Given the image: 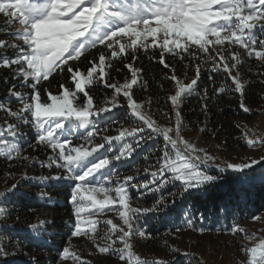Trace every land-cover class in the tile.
<instances>
[{"label": "snow or ice", "instance_id": "snow-or-ice-1", "mask_svg": "<svg viewBox=\"0 0 264 264\" xmlns=\"http://www.w3.org/2000/svg\"><path fill=\"white\" fill-rule=\"evenodd\" d=\"M0 14L6 18L3 27L13 29L6 33L11 40L0 39V49L13 51L11 56L7 51L0 53V67L9 69L16 81L9 88L8 96L22 105L13 110L0 102V111L9 118L0 126V158L20 161L15 167L28 163L60 170L53 175L31 177L24 172L21 180H32L37 184L67 181L68 202L73 213L70 236L87 237L100 255L118 257L124 264H176L175 260H142L134 254L130 242L135 237L152 238V234L141 226L142 216L149 213L171 216L177 194L166 199L162 193L167 186L178 182L181 188L178 195L182 196L191 190L214 185L219 176L208 173L207 169L211 167H215L218 174L231 170L246 182L247 170H254L255 165L264 163L262 155L250 163L225 160L217 164L215 156L189 143L181 134L185 127L182 106L188 97L195 95L200 101V112L205 117L201 132H206L210 102L225 95H245L250 82L239 71L245 63L244 56L234 49L238 47L248 58L254 56L264 62V39L257 37V30L264 33V0H0ZM98 45L103 46V50L98 56L87 59L86 53ZM156 49L159 51L153 57L154 62L168 69L171 75L166 74L165 79L174 82V91L166 96L171 108L164 113L170 123L174 119V126L164 129L143 111L145 102L138 103L134 92L135 87H148L142 69L134 67L138 60L136 53L144 51L147 54ZM129 56L131 62L123 63V69H127L131 78H125L123 83L110 82L114 62L124 61ZM167 56L180 63L189 61L184 67L195 73L189 83L184 82L188 79L187 71L182 80L177 75L178 68L167 62ZM82 57L88 65L84 69L78 66ZM115 70L117 73L122 71L120 68ZM202 71L209 72L210 87L200 88L198 82ZM57 72L67 73L68 80L60 83L56 94L45 89L48 102H42L39 85ZM216 76L221 77L219 83ZM96 85L111 89L110 96L95 101L90 93ZM159 86L163 88V84ZM81 99L82 105L78 103ZM153 102L152 98L146 101L149 107ZM239 107L245 113L250 112L243 100ZM119 108L126 110L123 122L112 117L113 110ZM118 123L121 126L115 129L116 135H100ZM24 126L35 132L30 146L35 144L51 149L52 155L46 160L21 156L23 133L20 130ZM146 130L149 132L146 138L139 135ZM158 137H162L164 145L144 153L147 167L134 166L136 175L122 177L115 171L117 163L133 160L142 143ZM74 138L84 143L74 146ZM242 139L249 148L264 146V140L248 139L246 134ZM102 149L111 155L101 152ZM152 168L155 170L150 171ZM141 171L143 179L134 182ZM11 178L15 179L14 175ZM19 186V182L13 183L10 188L0 191V218L10 217L14 208L9 205L16 203L14 197L27 195L19 192ZM132 190L136 192L135 198L131 195ZM157 193L161 195L154 199L152 207H132L133 200ZM37 198L51 200L44 192ZM106 212L117 213L123 226L111 219H97ZM204 218L201 213L200 219ZM252 219L260 217L253 216ZM17 222H21L19 218ZM183 223L199 234L211 231L197 227L187 210ZM51 224V221L40 219L24 231L38 245H46L45 237L49 235ZM101 224L103 230L98 228ZM185 227H177L176 231H184ZM13 228L15 225L0 224V234ZM228 231L254 238V234L245 232L235 223ZM6 246L0 245V264H9L7 257L15 255L6 252ZM165 247L177 256L187 258L188 264L194 259L190 253L180 252L167 244ZM240 249L249 257L247 264H264V239L257 247L241 245ZM24 255L28 256V253ZM68 260L73 264H91L70 252L69 246H64L58 251L57 264ZM26 264H40V261L29 256Z\"/></svg>", "mask_w": 264, "mask_h": 264}, {"label": "trees", "instance_id": "trees-1", "mask_svg": "<svg viewBox=\"0 0 264 264\" xmlns=\"http://www.w3.org/2000/svg\"><path fill=\"white\" fill-rule=\"evenodd\" d=\"M5 23V16L0 14V39L11 40L12 37L6 35V33L13 29H5L3 27ZM260 39H264V35ZM101 50H103V46L100 45L95 49H90L86 53L87 59L98 56ZM234 50L239 51L244 56L245 63H243L239 71L243 78L250 83L243 97H240L238 94L225 95L210 102L209 118L207 120L208 131L203 132L205 139L215 141L226 152L246 148L242 139V133L235 124L239 119L250 118L248 113L243 112L239 107L241 100L252 111L262 107L264 103V75H259V73H264V62L259 61L254 56L248 58L244 55L243 50L238 47ZM4 51H7L9 56L13 55L11 49H0V53ZM158 51L159 49L149 51L147 54L144 51H138L136 53L138 60L135 62L134 67L142 69V77L144 80H147L148 87L147 89L135 87L134 92L135 96L140 99L147 101L149 98H152L154 102L149 107V110L154 116L157 114L158 116L168 117L164 113L169 112L171 106L169 102H166V96L174 91V82L165 79L166 74L171 75L169 70L154 62L153 57L157 55ZM166 60L170 65L178 68L177 75L182 80H184V73L187 71L188 79L184 80L185 83H189L194 77V70L185 69L184 67V64L189 62L187 59L183 63H180L176 58L167 56ZM129 62H131V56L124 61L114 62L115 66L110 71L112 79L121 82L125 78L130 77L127 69H123V63ZM78 66L82 69L88 66L85 57L81 58ZM115 68H120L122 71L117 73ZM208 76V71L201 72V77L198 82L200 88L210 87ZM215 79L219 83L221 77L216 76ZM67 80V73L62 75L57 72L47 81L41 82L39 92L43 101L47 102L45 89L56 94L59 91L60 83L67 82ZM15 82L10 70L0 67V102H3L6 106H11L13 110L16 108V102L14 98L8 96V91L12 83ZM160 84H163V88L159 86ZM25 91L30 90L26 89ZM90 94L94 97L95 101L99 102L105 96H110L111 90L96 85L92 86ZM182 117L185 124L184 130L182 131L183 134L193 133L204 127L205 117L200 112V101L195 95L185 100L182 106ZM8 119L0 111V123ZM108 121L111 123V120ZM163 145L164 143L162 141H156L151 149H155L156 146L161 148ZM46 154H48V150L42 151L38 146L29 150L31 157L45 159ZM143 155L136 156L132 163H123L116 167L115 171L121 177L124 175H136L134 166H139L141 169L147 167V164L143 160ZM17 163H20V161L15 159L7 161L0 158V191H4L8 186L15 183L18 180V176L24 171L25 165L15 167ZM154 170V168L150 169V171ZM257 174L255 173V177L252 178L253 180L251 182H247L248 179L246 182H242L236 176L222 174L214 185H208L197 192L189 191L182 196L178 195L181 192L178 182L168 185L162 195L170 200L173 194H177L174 211L170 217H164L163 213L159 215L149 213L146 216H142L140 221L141 226L148 233L152 234V238H133L131 240L133 251L141 255H151L156 260L173 261L178 256L176 253L172 255V252L165 247V244L173 247L181 242L186 243L188 239L206 241V239H212L213 236L228 234L230 232L228 229L234 223L240 225L252 220L253 216H259L264 212V171L258 174L261 175L260 177H257ZM13 175L15 179L11 178ZM214 175L218 174L214 173ZM143 176L144 174L141 171L137 180L134 182H139L143 179ZM47 188V186L20 184L19 192H24L27 195L14 197L16 203L9 205L10 208H14V211L10 217L5 215L3 218H0V224L15 225V228L8 229L0 234V245H7L5 248L6 252L15 253V255H9L7 257L9 264H26L29 256L36 257L40 261V264H57L58 251L66 246L69 238L68 231L72 223L73 214L72 207L68 202V192L62 188L58 189L55 187L48 188V190ZM42 192L48 193L51 196V200H38L37 197ZM131 195L135 198V190H132ZM160 195V193H157L155 196L147 195L139 201L133 200L132 207L150 208L154 203V199ZM218 209L219 212L217 211ZM185 210L190 213L197 227L203 226L206 229H211V231H205L203 234H199L193 231L192 228L185 227L183 223ZM201 213L205 217L203 220L200 219ZM17 218L21 221L20 223L17 222ZM40 219L52 222L48 228L49 236L45 237L48 241L46 245H38L25 231H20L23 228L27 229L30 224L38 223ZM177 227H185V230L177 232ZM217 229L220 230L217 231ZM24 253H28V256H25ZM176 264H185V260L180 262L178 260Z\"/></svg>", "mask_w": 264, "mask_h": 264}, {"label": "rangeland", "instance_id": "rangeland-1", "mask_svg": "<svg viewBox=\"0 0 264 264\" xmlns=\"http://www.w3.org/2000/svg\"><path fill=\"white\" fill-rule=\"evenodd\" d=\"M262 35H264V33H260L259 30H257L258 39H260ZM127 78L130 79L131 76ZM110 82L123 83L124 80L118 82L112 79ZM135 99L137 100L138 103L145 102L143 111L147 115H149L161 129L174 126V119L172 123H170L169 117L158 116L157 114L154 116L152 113H150L149 105L146 103L145 99H140L136 96ZM41 101L45 102L43 101L42 98ZM78 103L82 105L83 99L78 101ZM21 106L22 105L15 103L16 108L14 110L19 109ZM125 114H126V110L124 108L114 109L112 113V117L114 118V116H116V119H119L121 122H123V118ZM248 115L250 117L249 119H239L235 122L236 126L240 129L242 136L246 134L248 139L264 140V103L262 107L254 109L253 111L250 110ZM8 121L9 119L7 121L1 122L0 126L5 125L6 122ZM107 122L109 123V121ZM120 126L121 125L119 123L114 124L111 126L109 131L101 132L100 135H116L117 132L115 131V129L119 128ZM124 127H129V125L124 124ZM20 131L23 133V136L20 141L22 148L21 156L27 155L31 157L29 155V150L37 147V145L35 144H32V146H30L31 142L34 141L35 132L33 131L32 128L28 126L22 127ZM181 134L183 138L187 140L189 143L195 145L197 148L204 149L207 152V154L215 156L217 158L216 159L217 164H220L222 161L225 160L232 163H250L252 159H260L261 156L264 155V146L253 147V148H249L246 146V148H240V149H236L235 151L226 152L215 141L205 139L203 137V132H201V128L193 133H185V134L181 133ZM139 135L146 138L149 135V132L148 130H146L143 133H139ZM97 139H99V137H97ZM129 140H131V138H129ZM156 141L157 142L162 141L164 143L162 137L147 140L145 143H142V146L139 149L136 150V152L134 153L133 160L129 163H132L135 160L136 156L138 157L140 155H143L146 151H149V149H151L152 145H154ZM72 143L75 146L84 143V141L80 140L79 138H74ZM85 146L91 147V145H85ZM38 147L42 151L48 150V154H46V158L52 155L51 149L47 148L46 146H38ZM155 149H159L158 146H156ZM101 152H105V150L102 149ZM105 154L111 155L110 152H105ZM200 154L203 155V153ZM96 155H99V153H97ZM37 158H39L40 160H46V158L45 159H41L40 157ZM124 163H128V162H124ZM122 164L123 163H117L116 167ZM24 165H25V169L22 173L27 172V175L30 177L37 175H53L56 172L60 171L55 167L49 170L47 168H41L38 166L29 165L28 163H24ZM207 171L209 174L212 175H214V173L218 174V170L215 167L208 168ZM263 171H264V163L255 165L254 170L253 169L247 170L246 173L248 179L247 182H251V180H253L252 178L255 177V173L260 174L263 173ZM21 174L18 176V180L15 181V183L19 182V185L29 184L34 186H44V187L47 186L48 188H55V187L58 189L62 188L64 191H67L69 195L70 189H69V183L67 181H49L47 184H37L32 180H26V181L21 180ZM222 174H229L232 176H236V178H240L239 174L233 173L231 170L226 171L225 173ZM222 174H218V176ZM258 174L257 177H260L261 175ZM10 187L11 185L8 186L7 188ZM191 191L197 192L200 191V189L191 190ZM259 217L260 219L257 220L252 219L246 223L238 225L239 228H242L245 232L254 234V238L252 239L245 238L243 237L242 234L233 235L231 232H229L228 234L227 233L221 234L222 236H213L212 239H206V241L203 240L196 241V240L188 239L186 243L181 242L178 243V245H174L173 247L179 249L180 252H186L192 254L194 259L191 260V264H247L249 257L247 254L241 252L240 246L244 245L247 248L257 247L260 240L264 239V212L260 214ZM97 219L99 220L111 219L113 223L117 224L118 226H123L122 221L120 220L118 214L115 212H106L105 215L98 216ZM98 228L100 230H103L104 226L101 224L98 226ZM25 229L26 228H23L20 231H24ZM70 230H71V225L68 231L69 238L66 244V246H69L70 252H75L82 259L91 261V264H124V262L120 261L118 257L110 256L107 254L100 255L99 253H97L93 242L89 240L87 237H83V236L71 237ZM98 242L103 243L102 241H98ZM130 242L132 243V241ZM132 251H133V247H132ZM134 254L139 256L142 260H148V261L156 260L151 255H141L135 252ZM173 254L175 253L172 252V255ZM178 260L179 262L185 260V264H188V259L183 256H178L175 258V261ZM59 264H73V261L71 260L60 261Z\"/></svg>", "mask_w": 264, "mask_h": 264}]
</instances>
